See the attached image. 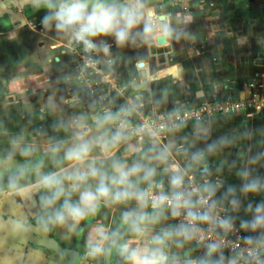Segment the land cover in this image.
Listing matches in <instances>:
<instances>
[{"label":"crops","instance_id":"0c3cea01","mask_svg":"<svg viewBox=\"0 0 264 264\" xmlns=\"http://www.w3.org/2000/svg\"><path fill=\"white\" fill-rule=\"evenodd\" d=\"M62 2L48 0L24 10L14 5L13 18L0 21V158L11 165L5 174L9 181L0 183V214L22 222L54 251L11 243L0 251V264H134L132 252L162 257L159 264H219L195 253L149 208L144 188L177 174L208 181L216 171L225 173L220 188L227 205L244 232L264 242V224L255 223L264 217V132H257L264 129V111L252 118L237 112L185 123L158 139L126 138L75 80L70 50L77 29H58L55 19L45 24ZM94 2L89 0V11ZM102 2L136 14L123 42L114 34L83 39L95 50L112 97L134 116L224 99L254 79L264 86L261 3ZM159 36L165 37L163 44H157ZM82 144L89 149L82 160L66 158ZM120 171L129 173L126 182L113 183ZM45 176H54L59 185L44 187ZM101 180L109 196H99L78 220L65 213L64 223L55 222L65 200L80 204L81 193H96ZM253 183L255 189L247 187ZM56 188L62 194L47 204ZM124 191L129 195L117 200L116 193ZM235 203L250 223L241 222Z\"/></svg>","mask_w":264,"mask_h":264},{"label":"built area","instance_id":"2783aa9c","mask_svg":"<svg viewBox=\"0 0 264 264\" xmlns=\"http://www.w3.org/2000/svg\"><path fill=\"white\" fill-rule=\"evenodd\" d=\"M237 1L246 5L258 2L264 7V0ZM72 44L70 62L76 81L101 115L128 139H158L185 123L231 111L259 113L264 108V91H259L254 99L243 97L230 100L228 97L182 110L145 111L134 116L112 97L108 83L100 77L95 50L78 37ZM172 176L169 181L155 180L144 188L143 193L149 208L169 221L195 253L219 264H264V242L258 238L252 239L244 232L231 206L221 205L211 180L185 174ZM174 178L179 179L178 185L173 184ZM177 193L180 194L179 201L176 199Z\"/></svg>","mask_w":264,"mask_h":264},{"label":"clouds","instance_id":"9594fccd","mask_svg":"<svg viewBox=\"0 0 264 264\" xmlns=\"http://www.w3.org/2000/svg\"><path fill=\"white\" fill-rule=\"evenodd\" d=\"M51 6V5H50ZM49 19H55L57 21L56 27L58 29H65L68 27H75L77 29V36L80 39H84L87 36H96L99 34H114L119 42H123L128 35V29H130L136 23V14L129 9L125 8L122 11L117 10L115 7L105 5L102 0H95L91 5L89 11V0H63L59 4L58 10L55 11L54 16L46 17L45 24ZM85 43H89L85 40ZM88 145H79L66 153V158L69 160L80 161L88 152ZM135 171V169H133ZM92 175H96L95 171ZM129 173L120 171L119 178H113V183L124 184L127 180ZM83 178V177H81ZM179 179L174 178L173 184L178 185ZM60 181L54 176H45L42 179L44 187L52 189L59 185ZM250 189H255L256 185L253 183L247 186ZM62 188H56L52 198L46 201L47 204H51L55 199L59 198L62 194ZM110 194V189L105 186L103 180L96 191L82 192L80 195V204L72 205L65 200L63 205V211H57L55 215V222L64 223L67 217L73 220L82 218L86 211L93 210L95 201L99 196L107 197ZM129 193L127 191L117 192L116 199L119 200L122 197H127ZM177 201L180 200V194H176ZM82 205V206H81ZM259 211V209H258ZM192 216V213H189ZM195 218V217H193ZM256 224H264V217H257ZM134 230L139 231L138 228ZM129 259L134 261V264H159L162 257L157 258L155 254L152 257L145 256L143 258L138 257L136 252H132Z\"/></svg>","mask_w":264,"mask_h":264},{"label":"water","instance_id":"95a60500","mask_svg":"<svg viewBox=\"0 0 264 264\" xmlns=\"http://www.w3.org/2000/svg\"><path fill=\"white\" fill-rule=\"evenodd\" d=\"M48 0H16V4H12L7 0H0V21L12 19L14 16V5L21 9L32 8ZM157 44L165 42L164 36H159L156 40ZM141 66V64H139ZM11 168L7 162L0 161V173L6 172ZM11 243L21 244L29 248H37L43 252H54L51 246L42 237L31 232L22 222L8 216L0 214V251Z\"/></svg>","mask_w":264,"mask_h":264},{"label":"rangeland","instance_id":"374dc122","mask_svg":"<svg viewBox=\"0 0 264 264\" xmlns=\"http://www.w3.org/2000/svg\"><path fill=\"white\" fill-rule=\"evenodd\" d=\"M230 4H236L235 2H233V1H231V2H229ZM74 74V73H73ZM75 77V76H74ZM76 80V79H75ZM247 87V88H246ZM264 86L263 85H261V84H259V83H257V81H255V79L254 80H250L248 83H247V86H245V88L239 93H230V95H227L224 99H226V98H230V100L232 99V100H239V99H241V98H243V97H248V98H253L254 99V97H258V95H256V92H259V91H263V88ZM86 93V92H85ZM242 93V94H241ZM88 96V95H87ZM90 99V98H89ZM218 100H222V99H218ZM257 100V99H256ZM92 102V101H91ZM94 104V103H93ZM95 105V104H94ZM261 111H264V108L261 110ZM238 112V111H237ZM236 111H231V114H236L237 113ZM240 112V111H239ZM238 112V113H239ZM230 113H226V114H223L222 115V117H224V115H229ZM237 115H242V116H244V117H246V118H252V117H254V116H256V112L255 113H252V112H248V113H245V112H240L239 114H237ZM221 116V115H220ZM212 118H219V116H216V117H212ZM203 121V120H202ZM197 122H199V121H197ZM201 122V121H200ZM191 123V122H190ZM263 128V126H261V129H258L257 130V132H258V134H261V133H263L264 132V129H262ZM177 129V128H176ZM175 130V129H174ZM257 132H255L256 134H257ZM245 159H247V157H245L244 158V162H245ZM0 161H3V162H5V160H3L2 158H0ZM222 160L221 159H219V163H222L221 162ZM218 162V161H217ZM247 162V161H246ZM241 163H242V161H241ZM246 164V163H245ZM261 164L262 165H264V160L261 162ZM251 168H255L253 165H251ZM264 168V167H263ZM5 174H7V171L6 172H1L0 173V183L2 182V181H5V182H7V181H9V179L7 178V175H5ZM253 175H255L256 177L258 176L255 172L253 173ZM261 175H262V177L264 178V173H261ZM224 177H225V173H223V172H221V171H216V172H214L213 174H212V178L210 179L211 180V183L213 184V187H214V189H215V192H217V198H218V200H220V202H221V205H227L228 203H229V199L228 198H226V195H225V192H222V189L220 188L223 184H224V182H225V179H224ZM208 180V179H207ZM201 182H203V180L201 179L200 180ZM0 186H1V184H0ZM234 206H235V209H233L236 213H239V208L241 207L240 206V204H237V203H235L234 204ZM239 218H240V220H241V222L244 224V222L246 221L247 223L249 222L250 223V220H252V219H246V218H244L243 217V215L241 214V213H239ZM239 220V219H238ZM245 229V228H244ZM250 238H257L256 237V235H254V233H251V232H248V233H246ZM210 262V261H209ZM212 263H214V262H212Z\"/></svg>","mask_w":264,"mask_h":264}]
</instances>
